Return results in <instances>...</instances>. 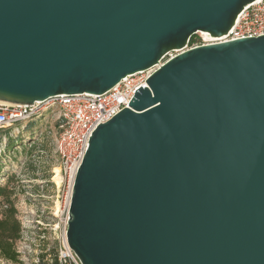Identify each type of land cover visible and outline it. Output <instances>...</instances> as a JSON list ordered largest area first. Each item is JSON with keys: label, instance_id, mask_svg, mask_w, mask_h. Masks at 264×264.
Here are the masks:
<instances>
[{"label": "water", "instance_id": "water-1", "mask_svg": "<svg viewBox=\"0 0 264 264\" xmlns=\"http://www.w3.org/2000/svg\"><path fill=\"white\" fill-rule=\"evenodd\" d=\"M253 0H0V98L102 93ZM66 239L82 264H264V35L162 64L92 133Z\"/></svg>", "mask_w": 264, "mask_h": 264}, {"label": "rangeland", "instance_id": "rangeland-1", "mask_svg": "<svg viewBox=\"0 0 264 264\" xmlns=\"http://www.w3.org/2000/svg\"><path fill=\"white\" fill-rule=\"evenodd\" d=\"M57 115L52 108L0 131V242L18 255L0 264H39L41 253L49 260L66 230L65 188L53 180Z\"/></svg>", "mask_w": 264, "mask_h": 264}, {"label": "built area", "instance_id": "built-area-1", "mask_svg": "<svg viewBox=\"0 0 264 264\" xmlns=\"http://www.w3.org/2000/svg\"><path fill=\"white\" fill-rule=\"evenodd\" d=\"M190 41L181 49L166 52L160 60L150 67L126 75L117 84L102 93H61L44 101L32 104H5L0 102V130L18 126L34 119L45 110L57 109V134L55 149L59 162V172L68 201L77 170L88 148L93 131L102 123L109 121L122 109L129 107L135 93L147 87V79L166 61L178 53L204 44L231 41L241 38L264 35V0H253L238 12L232 26L219 39L201 36ZM68 218V217H67ZM67 226V221L65 228ZM66 230L58 240L56 257L58 264H82L80 258L69 246Z\"/></svg>", "mask_w": 264, "mask_h": 264}, {"label": "trees", "instance_id": "trees-1", "mask_svg": "<svg viewBox=\"0 0 264 264\" xmlns=\"http://www.w3.org/2000/svg\"><path fill=\"white\" fill-rule=\"evenodd\" d=\"M194 38L193 35L190 37V41H193ZM6 130V129H3ZM1 131V130H0ZM1 141V138H0ZM10 142H8L7 147H9ZM40 256V260H39V264H58V260L56 257V249L53 252V256L49 259V260H45V254L41 253L39 254ZM0 257H4L6 259L12 260V261H16L17 260V252H15V250L11 249V245H7V244H3L2 242H0Z\"/></svg>", "mask_w": 264, "mask_h": 264}, {"label": "bare ground", "instance_id": "bare-ground-1", "mask_svg": "<svg viewBox=\"0 0 264 264\" xmlns=\"http://www.w3.org/2000/svg\"><path fill=\"white\" fill-rule=\"evenodd\" d=\"M198 33L201 36L206 37V38H211V39H219V38H221V36H220L221 34L220 35L212 34V33L208 32V31H204V30H199ZM0 102L1 103H5V104H14L13 101L8 100V99H2V98H0ZM53 172H54L53 180H54V182L57 185H59L61 183V175H60V172H59V166H55Z\"/></svg>", "mask_w": 264, "mask_h": 264}]
</instances>
